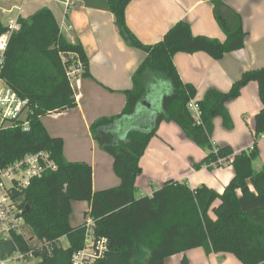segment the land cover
I'll use <instances>...</instances> for the list:
<instances>
[{
    "label": "trees",
    "instance_id": "trees-1",
    "mask_svg": "<svg viewBox=\"0 0 264 264\" xmlns=\"http://www.w3.org/2000/svg\"><path fill=\"white\" fill-rule=\"evenodd\" d=\"M131 1L108 0V6L123 41L143 52L145 58L132 75L131 89L124 91L120 114L101 117L90 125L93 139L113 158V171L120 179L115 188L93 192L91 166L67 161L63 140L49 136L40 120L76 107L66 70L78 60L84 68L81 77H90L81 44L64 39L47 8L17 18L19 29L9 41L0 77L28 101L30 130L0 131V166L39 151L48 152L56 164L55 171L32 181L24 194V206L28 207L23 214L25 223L37 240L52 243L50 251L42 253V264H72L73 255L84 248V223L71 224L74 202L89 204L87 217L93 221V238L106 241L104 257L94 264H106L109 252L117 254L120 264H164L167 258L195 248L206 254L229 253L241 264H264V165L258 171L252 167L259 157L257 140L264 135V68L244 72L227 93L208 90L196 101L201 112V124H196L188 110L196 90L182 82L173 64L178 53L202 52L219 60L242 50L246 33L241 16L221 0H202L212 3L225 40L193 35L189 23L179 21L159 42L144 45L126 25L125 9ZM6 29L0 21V35ZM151 78L165 79L172 88L161 100L153 127L117 138L111 127L134 112ZM250 82L257 83L263 105L253 118V149L234 154L229 146H213L214 119L220 118L225 130L233 129L226 105ZM161 123H175L189 141L207 152L201 162L192 165L194 170L212 168L218 159H231L234 175L221 193L205 186L191 190L185 183L168 181L151 196L135 198L139 160ZM216 201L218 205L213 207ZM63 238L66 247L60 242Z\"/></svg>",
    "mask_w": 264,
    "mask_h": 264
},
{
    "label": "crops",
    "instance_id": "crops-1",
    "mask_svg": "<svg viewBox=\"0 0 264 264\" xmlns=\"http://www.w3.org/2000/svg\"><path fill=\"white\" fill-rule=\"evenodd\" d=\"M242 19L246 33L244 48L213 60L205 53H178L173 64L182 82L196 90L195 101L205 93L216 90L227 93L231 86L249 70L264 68V0H221ZM41 8L53 14L64 39L81 44L88 58L90 77H80L73 88L76 107L40 118L51 137L63 140V156L69 162H83L92 168V190L98 192L115 188L120 179L113 171V158L101 149L90 133V125L101 117L120 114L125 105L124 91L132 87V75L145 54L127 46L115 26L108 0H79L77 7L64 14L61 6L52 0H0V21L5 15L12 19L26 18ZM128 29L144 45L159 42L177 22L189 23L196 36L225 40V34L213 15V5L202 0H132L125 9ZM2 23V22H1ZM3 24V23H2ZM172 91L170 83L162 78L146 81L145 94L134 112L121 117L111 127L122 138L129 131H149L161 110V100ZM233 123L227 131L220 118L213 121V146H229L234 154L253 145V118L262 109L258 86L248 83L238 98L227 103ZM259 169L264 165V135L257 140ZM207 152L189 141L175 123H161L139 160L141 174L135 180V198L149 197L164 183H185L191 190L205 186L221 193L234 175L231 159L219 168L192 165L201 162ZM218 205V201L213 207ZM89 204H72L71 224L80 226L88 220ZM66 240H60L62 246ZM67 244V243H66ZM66 247V246H63ZM114 252L106 256V264H117ZM241 264L229 253L206 254L195 248L171 256L164 264Z\"/></svg>",
    "mask_w": 264,
    "mask_h": 264
},
{
    "label": "built area",
    "instance_id": "built-area-1",
    "mask_svg": "<svg viewBox=\"0 0 264 264\" xmlns=\"http://www.w3.org/2000/svg\"><path fill=\"white\" fill-rule=\"evenodd\" d=\"M52 1L61 6L65 15L75 9L79 2V0ZM6 28V31L0 35V73L11 36L19 29L17 20H10ZM83 69L77 60L75 65L66 70V77L72 89L79 82ZM188 110L196 124H201V112L195 100L189 102ZM30 115L31 108L28 101L21 99L0 77V131L18 128L28 132ZM252 149L253 146L248 148L249 151ZM226 163V159H218L211 166L216 168ZM55 170V162L45 151L28 153L0 166V245L10 244V248H3L2 251L0 249V264H42V253L50 251L52 243L41 242L33 233H26V229L30 227L23 217L24 194L32 181ZM92 226V220L84 223V248L73 255L72 264H94L96 260L104 257L107 251L106 241L94 240Z\"/></svg>",
    "mask_w": 264,
    "mask_h": 264
},
{
    "label": "rangeland",
    "instance_id": "rangeland-1",
    "mask_svg": "<svg viewBox=\"0 0 264 264\" xmlns=\"http://www.w3.org/2000/svg\"><path fill=\"white\" fill-rule=\"evenodd\" d=\"M11 17H13L12 14H11V15H5V16L1 19V22L3 23V25H7L8 20H9V19H12ZM259 163H260V161H259V159L257 158V159L252 163V167H253L254 169H259V168H258V165H260ZM210 216L213 217L212 213H210ZM26 233H27V234H32L31 230L28 229V228L26 229ZM63 246H66V242H65V241L63 242ZM3 248H5V249H6V248H7V249L10 248V244H9V243H3V244H1V245H0V249H1V251H2ZM113 254H114V253H113ZM114 256H115V258H116L117 264H120V263H119V259H118L117 254H116V255L114 254Z\"/></svg>",
    "mask_w": 264,
    "mask_h": 264
},
{
    "label": "water",
    "instance_id": "water-1",
    "mask_svg": "<svg viewBox=\"0 0 264 264\" xmlns=\"http://www.w3.org/2000/svg\"><path fill=\"white\" fill-rule=\"evenodd\" d=\"M27 209H28V207H27V205L25 206V209H24V213L27 211Z\"/></svg>",
    "mask_w": 264,
    "mask_h": 264
}]
</instances>
